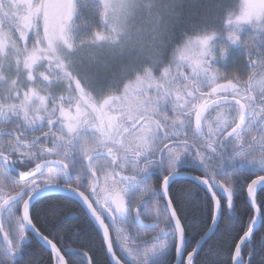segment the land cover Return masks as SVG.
Instances as JSON below:
<instances>
[{
    "label": "trees",
    "instance_id": "16d2710c",
    "mask_svg": "<svg viewBox=\"0 0 264 264\" xmlns=\"http://www.w3.org/2000/svg\"><path fill=\"white\" fill-rule=\"evenodd\" d=\"M98 1L101 4V0ZM75 4L74 23L78 18L77 1ZM162 4L165 20L161 27L168 33L169 46L163 63L159 64L155 73H162L164 68H177L181 63L177 59L182 49L190 48L197 38L209 37L211 41L207 51L197 56L201 67L199 73L202 75L195 78V84L200 89L211 91L219 78L206 75L214 74L216 68L222 71L220 67L227 69L233 65H242L245 75H241V78L234 74L232 82L239 88L241 82L247 80L246 95L249 103L254 106L262 105L264 108V83L259 85L264 79V28L253 31L237 23L243 13V0H162ZM101 16L102 13L98 16L97 26L102 27ZM191 53L194 54L193 48ZM227 60L233 63L228 64ZM142 69L143 67L137 68L132 73L142 72ZM185 73L188 71L185 70ZM11 80V77L0 78L1 200L19 190L16 175L5 170L4 162L17 167L19 171L29 172L40 162L51 158L50 152H55L57 159H63L66 144L71 137L76 139L71 150L78 154L87 153L88 146L97 143V127L89 124L90 120H94V115L90 111L77 115L69 109V98L72 95L58 101L56 96H47V91L40 90L39 99L29 100L30 94L18 91L17 83L11 84ZM118 80L116 76H109L99 83L98 88H88L86 96L96 98L100 89H108L105 86H109L108 83H113L112 87H115L120 83ZM184 82L186 83V79ZM184 85L187 93L188 85ZM150 95L152 108L154 104L169 105L160 96H155V93ZM40 101L45 107L38 104ZM91 102L94 104L91 99L86 98V103ZM260 115L262 121L264 111ZM151 120L155 121L156 118L151 117ZM256 123L248 127L246 143L235 141L234 138L226 140L221 135L226 130L224 129L218 134L215 152L206 150V145H203L201 153L209 160L203 161L200 167L203 173H197L193 169V159L196 156L194 130L191 121L185 122L184 167L180 170L205 176L209 180L208 176L214 174L225 182L224 188L228 190V199L232 203L231 211L228 207H223L215 232L194 256L193 264H233L236 246L253 222L254 212L248 201L247 187L254 176L262 173L258 171L261 160L264 167V152L260 153L256 149V142H251ZM250 172L255 173L252 176ZM244 174L250 178L241 181ZM170 197L186 232L185 252L188 254L209 229L214 205L205 190L187 179L172 182ZM255 200L261 210L262 221L259 229L244 245L241 263L249 260L247 264H264V187L258 190ZM30 217L37 230L56 244L67 264H111L101 234L90 216L75 201L59 195L44 196L32 205ZM142 231L136 225L127 224L124 232L111 235L114 252L124 264H133L130 260L131 250L138 243L132 240L141 239L143 242ZM128 232H132L134 237L128 239ZM152 244H141L148 247L144 250L152 252L153 257L148 264L174 263L175 237L166 243L163 251H157ZM16 264H53L52 255L33 240Z\"/></svg>",
    "mask_w": 264,
    "mask_h": 264
},
{
    "label": "rangeland",
    "instance_id": "374dc122",
    "mask_svg": "<svg viewBox=\"0 0 264 264\" xmlns=\"http://www.w3.org/2000/svg\"><path fill=\"white\" fill-rule=\"evenodd\" d=\"M75 1L78 18L74 23ZM100 13L102 27L97 26ZM163 20L162 0H101V4L98 0H0V78L11 77L18 91L30 94L29 100L39 99L40 90L47 91V96H56L58 101L75 96L69 98V109L77 115L86 111L94 116L102 113L109 130H116V114L108 104L97 105L94 98L91 100L95 104L86 103V92L88 88H98L109 76L127 73L136 77L135 86L129 87L135 94L136 110L142 105L151 107L150 92L155 93L169 103L172 111H183L185 123L195 106L192 86H187L186 93L184 79L190 83L202 75L197 56L207 51L211 39L193 40L190 48L180 51L177 68L155 73L169 46L168 33L161 27ZM237 23L253 31L263 29L264 0H243V13ZM142 67V72L132 73ZM241 67H220L222 71L216 68L214 74L245 75ZM263 83L264 79L259 85ZM41 102L38 104L45 107ZM151 111L148 115L152 118L164 120L160 109ZM132 241L139 245L132 247L131 262L148 264L152 252L144 250L148 247L141 245V239ZM167 242L152 246L163 251Z\"/></svg>",
    "mask_w": 264,
    "mask_h": 264
},
{
    "label": "flooded vegetation",
    "instance_id": "af4514ba",
    "mask_svg": "<svg viewBox=\"0 0 264 264\" xmlns=\"http://www.w3.org/2000/svg\"><path fill=\"white\" fill-rule=\"evenodd\" d=\"M233 75H206L219 78L211 91L200 89V86L195 84V77L190 83L185 78L186 83L184 82V84L192 86V92H194L193 104L195 109L190 114L188 121L185 122L191 121L194 130L193 140L196 156L193 159V169L197 173H203L200 167L203 161L209 160L201 153L202 146L206 145V150L215 152L218 134L224 129L226 130L221 135L226 140L234 138L235 141L240 140L241 143H246L248 140V127L260 122L256 123V130L251 142H256V149L260 153L264 152V119L260 121V112L262 114L264 108L262 105L254 106L249 103L246 95L247 80H243L237 88L236 84L232 82ZM116 77L119 78L120 83L116 84L115 87L105 85L108 89H100L96 98H94L97 105L99 104L102 107L108 104L111 112L116 114V130L115 128L109 130L108 121L103 119L102 113L96 114L94 120H90L89 124L97 127L95 131L97 143L94 146H88L87 153H74L71 148L76 139L71 137L66 144L63 159H57L56 153L50 152L52 157L40 162L31 171H19L15 174L19 190L5 196L3 200L0 199V208L4 206L0 217V264H16L22 252L26 250L32 241L38 242L27 230L22 220V206L34 191L50 183L65 184L84 194L93 209L108 224L111 235L124 232L127 224L138 226L135 223L134 214L135 210L140 207L141 218L156 225L152 229L138 226L143 230L142 243H161L169 241L173 237L176 239L162 185L169 174L182 171L180 169L184 167L183 146L186 140L183 111H172L170 105L159 106L154 104L153 107L160 109L162 112L164 120H151V116L148 114L152 112V106L142 105L139 106V110H136L135 94L131 93L129 88L135 86V75L122 73L116 75ZM240 77L243 78V76ZM220 97L237 98L246 105L250 117L245 127L238 130L231 137H226L228 131L241 118L242 109L237 104H225L216 107L206 115L203 121V130L198 133L193 123L195 111L202 102ZM211 159L215 160L213 157ZM41 164L43 167L39 174L25 179V176L34 172ZM262 166L263 161L261 160L258 171H262V173L254 176V179L264 176V167ZM250 173L253 176L255 172ZM200 177L205 178V176ZM208 178H210V180H207L210 182L211 188L219 197L221 208L228 207L229 199L222 193L225 182L214 174L208 176ZM249 178V175L244 174V177L240 180ZM171 184L172 182L168 186L167 193L173 204L170 197ZM22 192L23 195L18 200L8 205L10 200L19 196ZM205 192L209 195L206 190ZM209 197L213 202L210 195ZM67 198L75 201L88 215L76 200L70 197ZM222 200H225L224 204ZM106 208L113 214L114 224L106 218L104 212ZM133 237L132 232H128V239ZM50 253L52 263L55 264V255L52 252ZM248 261L241 264H247Z\"/></svg>",
    "mask_w": 264,
    "mask_h": 264
},
{
    "label": "water",
    "instance_id": "95a60500",
    "mask_svg": "<svg viewBox=\"0 0 264 264\" xmlns=\"http://www.w3.org/2000/svg\"><path fill=\"white\" fill-rule=\"evenodd\" d=\"M225 104H237L242 109V116L239 119V121L236 123V125L228 131L226 134V137L229 138L232 135H234L238 130H241L245 127L248 119L249 114L246 105L239 99L233 98V97H220L216 98L211 101H204L200 104V106L197 108V110L194 113L193 117V123L194 128L198 133H201L203 130V121L206 115L215 109L216 107H219L220 105ZM43 165H39L37 169L32 172L31 174L25 176V179H29L34 177L35 175L39 174L42 170ZM4 168L9 173L17 174L19 172L18 168L15 166L9 165L7 162H4ZM176 179H187L195 184H198L203 189H205L214 202V212H213V218L211 225L209 229L205 232V234L198 240L194 250L188 254L185 252V245H186V232L185 229L179 219V216L172 204V202L169 199L167 189L171 182H173ZM260 185L261 187H264V176L256 177L248 186L247 189V197L249 204L254 212V219L253 222L248 229V231L241 237L239 240L237 247L234 251L233 256V264H241V255H242V249L244 245L251 239L253 234L259 229L262 221L261 216V210L259 206L256 203L255 197L257 194V191H255L256 187ZM259 188V189H260ZM28 189V188H26ZM163 195L165 197V200L168 203V209L171 217V222L173 229L176 233V249H175V261L173 264H193V258L198 253L200 248L203 246V244L211 237V235L215 232L220 218H221V203L219 201V197L214 193L213 189L211 188L210 182L203 177L197 176L195 174L184 172V171H176L174 173L169 174L163 181L162 185ZM222 193L229 198V192L226 188L223 189ZM23 195V192L19 195L13 198L8 202V205L18 200ZM48 195H62L70 197L74 200H76L87 212V214L92 219L94 225L96 226L97 230L101 234L107 256L110 260L111 264H124L115 254L111 239V234L109 231L108 224L105 222V220L93 209L91 203L87 199V197L82 194L79 190L67 186L65 184L60 183H50L45 186L40 187L36 191H34L24 202L22 206V220L27 228V230L38 240V242L47 250L52 252L55 255V264H67L63 254L60 252L59 248L56 246L54 242H52L50 239L45 237L43 234H41L37 228L34 226V224L31 221L30 217V209L32 205L40 198ZM5 205V204H4ZM2 209H4V206L0 208V217L2 213ZM228 209L231 211L232 209V203L231 200L228 202ZM106 218L109 220L110 223L114 224L115 218L113 214L106 208L104 209ZM135 223L138 226L144 227V228H155L156 225L152 222L144 221L140 216V207H138L135 210Z\"/></svg>",
    "mask_w": 264,
    "mask_h": 264
},
{
    "label": "bare ground",
    "instance_id": "6f19581e",
    "mask_svg": "<svg viewBox=\"0 0 264 264\" xmlns=\"http://www.w3.org/2000/svg\"><path fill=\"white\" fill-rule=\"evenodd\" d=\"M259 188H260V185H258V186L256 187L255 191H257ZM236 247H237V246H236Z\"/></svg>",
    "mask_w": 264,
    "mask_h": 264
}]
</instances>
